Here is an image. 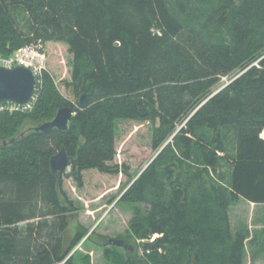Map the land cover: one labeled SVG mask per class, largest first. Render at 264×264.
I'll list each match as a JSON object with an SVG mask.
<instances>
[{
    "label": "trees",
    "instance_id": "obj_1",
    "mask_svg": "<svg viewBox=\"0 0 264 264\" xmlns=\"http://www.w3.org/2000/svg\"><path fill=\"white\" fill-rule=\"evenodd\" d=\"M39 41L69 47L77 100L45 71L31 110L0 113V264H91L67 260L89 230L67 233L79 209L64 178L129 176L114 164L121 120L150 123L157 154L118 201L142 254L104 238L107 261L245 264L249 233L230 210L264 206V0H0V55ZM64 107L68 132H35ZM63 146L71 172L57 178Z\"/></svg>",
    "mask_w": 264,
    "mask_h": 264
},
{
    "label": "rangeland",
    "instance_id": "obj_2",
    "mask_svg": "<svg viewBox=\"0 0 264 264\" xmlns=\"http://www.w3.org/2000/svg\"><path fill=\"white\" fill-rule=\"evenodd\" d=\"M45 45L48 55L47 71L55 77L63 95L76 102L77 99L66 88L67 82L72 79L73 56L69 47L53 42ZM229 83V78H223L219 89ZM262 137L264 138V132ZM116 148L114 164L127 170L129 176L124 173L111 175L89 170L83 173V188L78 187L73 178H64V189L79 209L67 233L73 237L79 225L89 230L88 236L73 253L77 255V259L89 255L91 264H113L104 255L106 249L111 248L105 245L104 238L126 239L133 247V253L142 254L140 244L144 241L136 240L128 232L133 208L118 204V201L125 189L157 154L153 149V126L133 120L118 121ZM70 172L71 168H68L66 173ZM230 218L234 232L245 230L249 233L245 264H264V206L242 200L230 210ZM89 236L91 237L87 240ZM252 241H255L254 245L250 243ZM114 249L123 256L129 255L125 248Z\"/></svg>",
    "mask_w": 264,
    "mask_h": 264
},
{
    "label": "water",
    "instance_id": "obj_3",
    "mask_svg": "<svg viewBox=\"0 0 264 264\" xmlns=\"http://www.w3.org/2000/svg\"><path fill=\"white\" fill-rule=\"evenodd\" d=\"M32 1V0H28ZM37 92V78L30 68L19 66L12 69L0 67V106L5 104H17L26 106L32 103ZM89 102V96L84 94L79 99V108L83 109ZM75 116L71 107L58 110L55 118L42 123L35 128L36 133L48 134L57 130L68 132L70 123ZM6 145V143H5ZM73 160L66 146L61 147L49 161L51 173L60 178L68 170ZM109 245L127 248L133 251V247L126 245L121 239H110ZM72 253L67 260H69Z\"/></svg>",
    "mask_w": 264,
    "mask_h": 264
},
{
    "label": "built area",
    "instance_id": "obj_4",
    "mask_svg": "<svg viewBox=\"0 0 264 264\" xmlns=\"http://www.w3.org/2000/svg\"><path fill=\"white\" fill-rule=\"evenodd\" d=\"M47 59L46 45L39 41L37 43L27 45L18 49L13 55L4 57L0 55V67L15 68L19 66H25L30 68L37 78V91L41 85V79L45 71H47ZM32 101L29 105L19 106L17 104H5L0 106V113L3 112H27L32 109Z\"/></svg>",
    "mask_w": 264,
    "mask_h": 264
},
{
    "label": "flooded vegetation",
    "instance_id": "obj_5",
    "mask_svg": "<svg viewBox=\"0 0 264 264\" xmlns=\"http://www.w3.org/2000/svg\"><path fill=\"white\" fill-rule=\"evenodd\" d=\"M110 240V239H109ZM126 245H127V243H126ZM125 249H127V248H125Z\"/></svg>",
    "mask_w": 264,
    "mask_h": 264
},
{
    "label": "crops",
    "instance_id": "obj_6",
    "mask_svg": "<svg viewBox=\"0 0 264 264\" xmlns=\"http://www.w3.org/2000/svg\"><path fill=\"white\" fill-rule=\"evenodd\" d=\"M48 44H50V43H48Z\"/></svg>",
    "mask_w": 264,
    "mask_h": 264
}]
</instances>
